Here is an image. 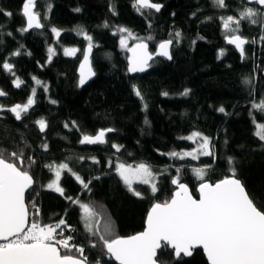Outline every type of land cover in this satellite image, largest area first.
Masks as SVG:
<instances>
[{
	"label": "trees",
	"instance_id": "obj_1",
	"mask_svg": "<svg viewBox=\"0 0 264 264\" xmlns=\"http://www.w3.org/2000/svg\"><path fill=\"white\" fill-rule=\"evenodd\" d=\"M25 1L0 0V9L12 13L10 17L0 13V90L6 93L0 96V151L10 159L11 152L23 154L24 167L35 181L26 202L31 212L35 201L42 224L65 219L74 231L65 229L64 235H71L72 242L84 248L88 264H116L101 250L97 237L86 231L79 206L41 187L55 177L46 165L64 162L86 182L92 181L90 190L84 189L64 172L61 185L65 196L89 203L99 213V220L110 222L120 236L144 230L152 204L174 193L176 186L171 180L178 175L177 168L182 169L181 182L197 197L201 181L191 170L194 165H211L205 179L212 183L230 176L234 167L249 196L264 211V141L255 135L256 121L264 123V113L252 108L253 102L264 99V22L241 20L236 34L249 41L243 56L227 45L228 33L223 27V18H239L246 7L264 10L248 0H225L227 7L217 6L215 0H152L163 5L161 11L144 9L142 15L133 7L134 0H37L44 27L22 32L26 27L22 15ZM77 8L80 11H75ZM121 27L149 41L153 49L172 39L173 61L158 58L145 74L131 76L127 50L119 43ZM52 28L60 30L59 37ZM78 28L93 38L96 73L82 88L77 69L88 41ZM49 48L55 50L50 61ZM65 48L80 51L66 56ZM16 52L20 55H14ZM4 63L13 65L11 73L3 69ZM17 78L23 81L19 88L14 83ZM245 78L252 83L245 84ZM36 80L42 84L37 85ZM133 85L143 99L135 95ZM32 89L35 103L17 120L9 109L27 103ZM185 89L191 90L187 96L181 95ZM221 107L224 113L219 111ZM40 119L46 121L44 131L37 123ZM107 128L115 129L107 134V143H80L83 135ZM193 132L210 138L213 156L180 160L166 155L193 151L199 139H181ZM113 145H119L120 151ZM92 157L100 163H94ZM118 160L150 164L159 174V191L153 194L150 186L136 184L143 199L132 195L115 171ZM31 161L35 162L29 167ZM96 176L100 179H93ZM157 260L162 264H209L202 249L180 260L170 249L160 250Z\"/></svg>",
	"mask_w": 264,
	"mask_h": 264
},
{
	"label": "snow or ice",
	"instance_id": "obj_2",
	"mask_svg": "<svg viewBox=\"0 0 264 264\" xmlns=\"http://www.w3.org/2000/svg\"><path fill=\"white\" fill-rule=\"evenodd\" d=\"M255 2L264 5V0H255ZM215 3L219 7H227L225 0H215ZM36 6L37 0H26L23 4L22 15L26 17L27 26L20 31L26 32L33 28L44 27ZM133 7L143 15L144 9H154L159 12L163 5L153 3L152 0H134ZM75 11L78 12L80 9L77 8ZM0 13L9 17L12 15L11 12L4 13L3 9H0ZM258 17L261 18L260 21ZM243 19H248L252 24L264 22V12L246 7L240 12L239 18L234 16L223 18V27L228 33V43L235 45L241 56L244 55V45L249 43L248 40L236 34ZM104 27H108L107 23ZM51 30L57 37L60 36L61 32L57 28ZM77 30L88 41L87 49L83 53V62L80 65L79 85L83 86L95 75L90 61L94 44L92 36L82 28ZM118 31L127 33V36L121 37L119 43L122 48L131 53L128 58V71L130 73L146 71L151 66L149 61L153 60L154 56L152 52H149L148 44L143 39L134 36L127 28L121 27ZM175 35L177 38L180 37L179 32ZM129 38L139 40V42L128 47ZM252 42L255 43V41ZM172 44V39L160 42L159 50L155 55L171 60ZM78 51L80 50L77 48H65L64 55L75 56ZM49 53L51 58L55 50L49 48ZM14 55H20V53L16 52ZM223 55L224 51L221 50L220 56ZM3 69L11 73L13 65L4 63ZM14 83L19 88L23 81L17 78ZM244 83L251 84L252 81L245 78ZM36 84L40 85L42 82L36 80ZM133 90L137 97L143 99L139 88L133 85ZM190 91V89H185L181 95L187 96ZM4 95L6 93L0 90V96ZM163 95L167 96L168 93L165 92ZM34 96L35 89H32V97L27 100V103L16 104L9 109L15 114L17 120L21 119L22 113H27L35 103ZM52 103L55 104L56 101L53 100ZM144 107L146 109L147 105L145 104ZM252 108L264 113V99L259 103L253 102ZM219 111L224 113L225 109L221 107ZM37 123L41 131L47 127L43 119ZM257 129L255 135L264 141V124H257ZM113 131L115 129L107 128L99 130L95 135L85 134L80 143L105 144L107 134ZM181 139L194 142L199 139L200 143L193 151H172L166 155L180 160L187 157L198 160L200 156L214 155L210 147V138L203 136L200 132H193ZM43 147L47 149L46 144ZM113 147L117 152L120 151L119 145H113ZM8 156L11 159L6 158L5 154L0 151V264H88L84 248L73 243L71 235H64L65 229L74 231L70 225H67L65 219L61 218L56 223L42 224L39 221L40 210L35 201L31 205L34 211L30 212L25 194L33 188L35 181L24 167L25 159L22 153L14 151ZM91 159L96 164L100 163L95 157ZM34 162L31 161L28 166L30 167ZM229 163H232V158H229ZM108 166L112 167L110 161ZM46 167L55 172V179L41 187L53 190L78 205L83 213L82 219L86 231L91 236L97 237L101 250H106V254L113 257L119 264H162L157 260V252L169 249L174 253L176 260L191 257L196 249H203L210 264H264V211L260 210L250 198L244 184L237 178L234 167L231 169L230 176L215 183L205 179L211 165L193 167L191 169L193 174L201 181L198 187V199L192 194L189 186L181 182L179 173L182 169L177 168L178 175L171 180V183L176 186L172 196L153 203L147 214L144 230L127 237L117 235L110 222L106 223L101 230L99 213L94 207L89 203H82L79 199L65 196V190L60 185L64 172L73 176L84 189H89L91 180L86 182L69 167L67 162L59 165H46ZM115 171L126 189L138 198L143 199V194L134 187L136 184L150 186L153 194L159 191L158 173L148 163L141 162L135 166L118 163ZM93 179L99 180L100 177L96 176ZM91 246L96 247L97 245L92 243ZM97 264L100 262L97 261Z\"/></svg>",
	"mask_w": 264,
	"mask_h": 264
},
{
	"label": "water",
	"instance_id": "obj_3",
	"mask_svg": "<svg viewBox=\"0 0 264 264\" xmlns=\"http://www.w3.org/2000/svg\"><path fill=\"white\" fill-rule=\"evenodd\" d=\"M26 2V1H25ZM24 2V3H25ZM154 3V2H153ZM248 4H250V5H256V6H258L261 10H264V5H260V4H258V3H256L255 2V0H248ZM162 9V8H161ZM152 10H154V9H152ZM155 11V10H154ZM161 11V10H160ZM159 11V12H160ZM25 21H26V17H25ZM26 26H27V24H26ZM34 29H36V28H33V29H30V30H28V31H31V30H34ZM41 29V28H40ZM241 36V35H240ZM241 37H243V36H241ZM243 38H245V37H243ZM246 39V38H245ZM247 40V39H246ZM139 41H133L128 47H132V46H134L136 43H138ZM144 42L145 43H147L148 44V50H149V52H152L153 54H154V56H153V60H151V61H149V64L150 65H152V63L156 60V59H158V58H165L166 60H168L169 62H172L173 61V55H172V48H173V44H172V46H171V48H170V51H171V56H172V59L171 60H169V59H167L166 57H163V56H158V55H155V53L159 50L158 49V45L153 49L152 48V46H151V44H150V42L149 41H147V40H144ZM226 43H227V45H230V46H232V47H234L239 53H240V51L235 47V45H232V44H229L228 43V40H226ZM246 45V44H245ZM244 45V46H245ZM86 49H87V46L85 47V50H84V52L86 51ZM93 51H94V47H93V50H92V53H91V55H90V61H91V68H92V70L95 72V70H94V68H93V63H92V56H93ZM83 52V53H84ZM126 53H127V63H128V67H129V57L131 56V53L130 52H128V51H126ZM241 54V53H240ZM83 62V56H82V58H81V60H80V63H79V66H78V69H77V74H78V77H79V80H80V65H81V63ZM150 69V67L149 68H147V70L146 71H144V72H136V73H130L129 71V74L131 75V76H137V75H143V74H145L148 70ZM95 77H96V73H95V75L93 76V77H91V79H89L83 86H80L81 88L82 87H85L86 85H88L91 81H93L94 79H95ZM20 120V119H19ZM95 145V144H94ZM210 182V181H209ZM212 183V182H211ZM199 187V186H198ZM198 187H197V194H198V196L196 197L194 194H193V192H192V190L190 189V187H189V189L191 190V192H192V194L198 199L199 198V193H198ZM245 189H246V187H245ZM30 190V189H29ZM28 190V191H29ZM246 191H247V189H246ZM248 192V191H247ZM27 194V193H26ZM26 194H25V199H26ZM251 198V197H250ZM27 203V202H26ZM151 209V208H150ZM150 211V210H149ZM145 226H146V224H145ZM203 250V249H202ZM160 250H158V252H159ZM172 251V250H171ZM158 252H157V255H158ZM204 252V251H203ZM205 254V256H206V253H204ZM113 258V257H112ZM206 258H207V256H206ZM113 260L116 262V264H119V262L118 261H116L114 258H113ZM208 260V259H207ZM209 262V261H208ZM209 264H210V262H209Z\"/></svg>",
	"mask_w": 264,
	"mask_h": 264
},
{
	"label": "rangeland",
	"instance_id": "obj_4",
	"mask_svg": "<svg viewBox=\"0 0 264 264\" xmlns=\"http://www.w3.org/2000/svg\"><path fill=\"white\" fill-rule=\"evenodd\" d=\"M134 35V34H133ZM123 36H127V33H123ZM135 36V35H134ZM144 40V39H143ZM133 41H139V40H136V39H132V38H129L128 39V46L133 42ZM159 45V44H158ZM157 46V45H156ZM54 47V46H53ZM52 58H53V55H51V58H50V53H49V55H48V61H50V60H52ZM256 124H264L263 122H258V121H256ZM198 143H200V140L198 141L197 140V144H196V147H195V149L197 148V145H198ZM118 163H125V162H122V161H120V160H118V161H116V163H115V165L116 164H118ZM125 164H127V163H125ZM139 164V163H138ZM195 164V163H194ZM131 165H133V166H135V165H137V164H131ZM195 167H200V166H198V165H194ZM156 172V171H155ZM63 174V173H62ZM158 178H159V174H158ZM54 179H55V177H54ZM53 179V180H54ZM51 182V181H50ZM157 182H158V180H157ZM49 183V182H48ZM47 183V184H48ZM60 185H61V180H60ZM62 186V185H61ZM134 187H135V185H134ZM136 188V187H135ZM137 189V188H136ZM138 191H141V190H139V189H137ZM142 192V191H141ZM142 194H143V192H142ZM107 222H102V221H100L99 220V225H100V228H101V230L103 229V227H104V225L106 224Z\"/></svg>",
	"mask_w": 264,
	"mask_h": 264
},
{
	"label": "bare ground",
	"instance_id": "obj_5",
	"mask_svg": "<svg viewBox=\"0 0 264 264\" xmlns=\"http://www.w3.org/2000/svg\"><path fill=\"white\" fill-rule=\"evenodd\" d=\"M29 32V31H28Z\"/></svg>",
	"mask_w": 264,
	"mask_h": 264
},
{
	"label": "flooded vegetation",
	"instance_id": "obj_6",
	"mask_svg": "<svg viewBox=\"0 0 264 264\" xmlns=\"http://www.w3.org/2000/svg\"><path fill=\"white\" fill-rule=\"evenodd\" d=\"M154 11V10H153Z\"/></svg>",
	"mask_w": 264,
	"mask_h": 264
}]
</instances>
